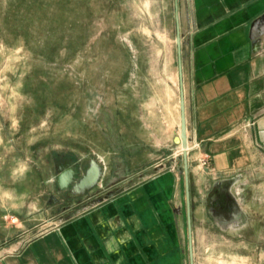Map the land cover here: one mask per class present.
Here are the masks:
<instances>
[{"label": "rangeland", "instance_id": "1", "mask_svg": "<svg viewBox=\"0 0 264 264\" xmlns=\"http://www.w3.org/2000/svg\"><path fill=\"white\" fill-rule=\"evenodd\" d=\"M175 33L174 0H0L1 254L152 167L183 165L180 142L157 146L142 123L143 103L165 104L175 81ZM186 136L188 156L200 143ZM89 167L96 178L80 188ZM236 196L225 190V224L238 222ZM253 211L257 235H226V255L209 252L210 263L254 264L237 255L253 254L254 239L264 247V202Z\"/></svg>", "mask_w": 264, "mask_h": 264}, {"label": "crops", "instance_id": "2", "mask_svg": "<svg viewBox=\"0 0 264 264\" xmlns=\"http://www.w3.org/2000/svg\"><path fill=\"white\" fill-rule=\"evenodd\" d=\"M177 6L185 123L200 143L187 156L193 264H214L208 254L226 255V235L242 229L257 235V216L247 210L256 214V203L264 202V0H177ZM174 76L165 104L143 103L142 123L156 131L157 146L179 143ZM203 157L207 166L199 163ZM148 172L0 253V264H190L183 165ZM226 189L237 195V223H224ZM214 236L220 243L209 244ZM259 245L254 239L253 254L237 255L262 264Z\"/></svg>", "mask_w": 264, "mask_h": 264}, {"label": "water", "instance_id": "3", "mask_svg": "<svg viewBox=\"0 0 264 264\" xmlns=\"http://www.w3.org/2000/svg\"><path fill=\"white\" fill-rule=\"evenodd\" d=\"M174 19H175V44H176V56H177V68H178V86H179V105H180V133L178 136L179 142L183 147L182 157H183V175L185 182V201H186V217L188 225V242H189V262L193 264L192 255V238H191V217H190V197H189V183H188V164H187V136H186V123L184 116V97H183V86H182V63H181V33L178 23V6L177 0H174ZM96 178V173L92 167H89L80 179L78 185L80 188L87 187L91 185ZM113 193H107L105 195H112Z\"/></svg>", "mask_w": 264, "mask_h": 264}, {"label": "flooded vegetation", "instance_id": "4", "mask_svg": "<svg viewBox=\"0 0 264 264\" xmlns=\"http://www.w3.org/2000/svg\"><path fill=\"white\" fill-rule=\"evenodd\" d=\"M233 207L234 206V200L233 199H230V202L228 204V209H230V207Z\"/></svg>", "mask_w": 264, "mask_h": 264}, {"label": "built area", "instance_id": "5", "mask_svg": "<svg viewBox=\"0 0 264 264\" xmlns=\"http://www.w3.org/2000/svg\"><path fill=\"white\" fill-rule=\"evenodd\" d=\"M203 163H205V160H203Z\"/></svg>", "mask_w": 264, "mask_h": 264}, {"label": "bare ground", "instance_id": "6", "mask_svg": "<svg viewBox=\"0 0 264 264\" xmlns=\"http://www.w3.org/2000/svg\"><path fill=\"white\" fill-rule=\"evenodd\" d=\"M95 171V170H94ZM95 173H96V171H95Z\"/></svg>", "mask_w": 264, "mask_h": 264}]
</instances>
